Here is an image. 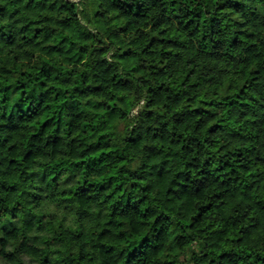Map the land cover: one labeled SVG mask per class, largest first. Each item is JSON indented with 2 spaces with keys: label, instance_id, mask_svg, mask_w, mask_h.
<instances>
[{
  "label": "clouds",
  "instance_id": "9594fccd",
  "mask_svg": "<svg viewBox=\"0 0 264 264\" xmlns=\"http://www.w3.org/2000/svg\"><path fill=\"white\" fill-rule=\"evenodd\" d=\"M0 264H264V0H0Z\"/></svg>",
  "mask_w": 264,
  "mask_h": 264
}]
</instances>
